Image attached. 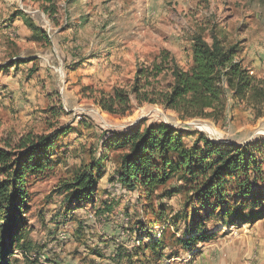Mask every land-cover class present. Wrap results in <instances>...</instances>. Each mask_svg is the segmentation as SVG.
Masks as SVG:
<instances>
[{"label": "rangeland", "instance_id": "1", "mask_svg": "<svg viewBox=\"0 0 264 264\" xmlns=\"http://www.w3.org/2000/svg\"><path fill=\"white\" fill-rule=\"evenodd\" d=\"M56 4L52 19L27 0H0V148H11L27 134L70 130L57 142L51 170L28 180L21 242L30 252L25 256L16 247V264H157L156 258L142 253L130 232L135 223L146 225L152 215L146 212L145 201L114 177L122 152H108L93 207L71 205L61 187L98 160L106 138L136 127L168 125L181 132L186 147L199 134L241 145L264 141V0H56ZM25 21L45 32L47 39L36 40ZM196 34L209 44L215 35L227 48L236 45L257 95L239 100L228 93L221 110L184 119L158 102V93L172 85L169 69L150 78V85L146 76L137 82L138 71H151L154 64L171 68V59L179 69L188 70ZM20 58L31 61L11 68ZM136 83L140 90L134 92ZM117 92L126 95L128 104L124 109L115 104L116 113H109L102 104H109ZM181 185L172 179L158 189L155 197L160 198L153 199V208L164 205L168 217L181 216L182 193L161 198L165 190ZM104 206L108 212L98 215ZM255 224L240 228L256 226L251 233L258 237L264 219ZM235 229H218L212 243L230 244L234 237L229 234ZM172 234L171 228L165 230L166 257L161 264H194L196 258L181 251Z\"/></svg>", "mask_w": 264, "mask_h": 264}, {"label": "trees", "instance_id": "2", "mask_svg": "<svg viewBox=\"0 0 264 264\" xmlns=\"http://www.w3.org/2000/svg\"><path fill=\"white\" fill-rule=\"evenodd\" d=\"M27 1L38 5L49 18L57 14L56 0ZM25 22L36 40L47 39L40 28ZM191 42L192 64L188 70L179 69L171 59V68L154 64L151 71L140 70L136 74L137 82L146 76V85H150V78L169 69L172 85L158 93V102L163 107L184 119L204 118L222 109L228 93L239 100L257 95L254 78L238 58L241 51L236 45L227 48L215 35H211L210 44L199 34ZM167 60L165 56L163 63ZM30 61L16 59L10 67L17 69ZM8 69L3 67L5 72ZM133 88L134 92L140 90L137 83ZM108 102L102 104L103 109L116 113L113 106L124 109L128 99L117 92ZM69 133V129L63 128L47 135L27 134L11 148H0V264L17 263L16 247L25 256L30 252L21 242L28 208V180L51 170L57 142ZM102 145L98 160L84 166L61 188L68 194L71 205L93 207L108 152H122L114 177L127 192H136L138 200L145 201L146 212L152 215L146 225L135 223L130 232L142 253L156 258L157 264L165 262L166 229L173 230L180 250L195 259L200 253L197 246L212 242L218 229L240 228L264 219V141L241 145L214 142L199 134L186 147L181 132L160 124L110 135ZM172 179L182 185L165 190L161 198L182 193L184 204L179 217H168L164 205L154 209L152 203L157 190ZM108 210L104 206L96 213L104 214Z\"/></svg>", "mask_w": 264, "mask_h": 264}, {"label": "crops", "instance_id": "3", "mask_svg": "<svg viewBox=\"0 0 264 264\" xmlns=\"http://www.w3.org/2000/svg\"><path fill=\"white\" fill-rule=\"evenodd\" d=\"M255 227L244 226L230 231L229 236L234 239L228 245L206 244L194 264H264V230L257 232L258 237H253L251 232Z\"/></svg>", "mask_w": 264, "mask_h": 264}, {"label": "built area", "instance_id": "4", "mask_svg": "<svg viewBox=\"0 0 264 264\" xmlns=\"http://www.w3.org/2000/svg\"><path fill=\"white\" fill-rule=\"evenodd\" d=\"M88 217H89V218H92V216H91V215H89Z\"/></svg>", "mask_w": 264, "mask_h": 264}]
</instances>
